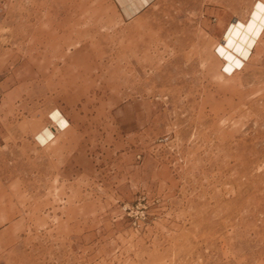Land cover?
Returning <instances> with one entry per match:
<instances>
[{"label": "rangeland", "instance_id": "obj_1", "mask_svg": "<svg viewBox=\"0 0 264 264\" xmlns=\"http://www.w3.org/2000/svg\"><path fill=\"white\" fill-rule=\"evenodd\" d=\"M255 1L0 0V264H264Z\"/></svg>", "mask_w": 264, "mask_h": 264}, {"label": "bare ground", "instance_id": "obj_2", "mask_svg": "<svg viewBox=\"0 0 264 264\" xmlns=\"http://www.w3.org/2000/svg\"><path fill=\"white\" fill-rule=\"evenodd\" d=\"M264 32V1L256 0L248 12L245 20L235 19L229 22L222 33L221 41L215 43L214 48L224 60L222 66L233 73L247 61L257 41ZM52 118L60 119L58 111L51 113ZM52 132L47 127L40 129L36 135L39 141L49 139Z\"/></svg>", "mask_w": 264, "mask_h": 264}, {"label": "crops", "instance_id": "obj_3", "mask_svg": "<svg viewBox=\"0 0 264 264\" xmlns=\"http://www.w3.org/2000/svg\"><path fill=\"white\" fill-rule=\"evenodd\" d=\"M124 17H132L146 9L154 0H113Z\"/></svg>", "mask_w": 264, "mask_h": 264}]
</instances>
